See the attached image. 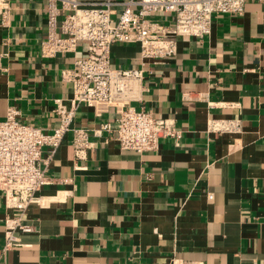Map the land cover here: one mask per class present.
<instances>
[{
  "label": "crops",
  "instance_id": "crops-1",
  "mask_svg": "<svg viewBox=\"0 0 264 264\" xmlns=\"http://www.w3.org/2000/svg\"><path fill=\"white\" fill-rule=\"evenodd\" d=\"M10 1L9 24H0V119L14 106L19 120L50 132L55 100L70 108L62 71L86 44L43 56L46 1ZM110 57L115 67L143 69L130 104L171 120L180 138L160 136L152 151L121 149L115 131L92 135L115 123L114 109L79 104L72 125L89 131L86 159H74L67 131L44 163L42 203L26 209L32 230L4 252L0 194V262L264 264V0L214 14L209 34L178 36L164 60L142 59L131 42L113 43ZM211 119L239 128L211 130Z\"/></svg>",
  "mask_w": 264,
  "mask_h": 264
},
{
  "label": "built area",
  "instance_id": "built-area-1",
  "mask_svg": "<svg viewBox=\"0 0 264 264\" xmlns=\"http://www.w3.org/2000/svg\"><path fill=\"white\" fill-rule=\"evenodd\" d=\"M45 38L43 56L73 51L79 42L86 44L84 56L62 71L70 81V108L55 100L56 126L50 131L18 119L19 110L9 106L0 119V194L7 212L3 218V245L8 251L20 245L19 235L29 232L25 212L31 204H41V188L50 182L45 173L47 159L59 146L67 131L76 161L85 160L91 148L89 131L73 126L79 104L92 107L96 114L113 108L115 123L104 122L93 131H115L121 149L135 152L158 148L160 136L180 138L171 120L156 117L130 102L141 86V67H115L111 64V46L115 42L138 44L142 59L161 61L176 52L177 37H203L211 30L214 14L242 13L246 0H45ZM258 1V0H253ZM119 6V10L117 7ZM10 0H0V24H9ZM170 14V20H157V14ZM211 130L233 131L235 120L211 119ZM44 147L48 155L42 157ZM211 198L212 194L208 193ZM0 264H7L0 262Z\"/></svg>",
  "mask_w": 264,
  "mask_h": 264
}]
</instances>
